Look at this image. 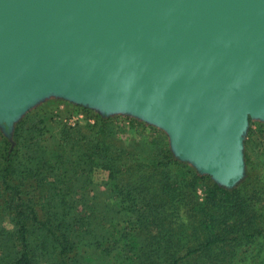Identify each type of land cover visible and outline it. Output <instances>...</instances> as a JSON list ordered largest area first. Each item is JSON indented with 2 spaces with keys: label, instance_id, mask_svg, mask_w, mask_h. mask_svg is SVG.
I'll use <instances>...</instances> for the list:
<instances>
[{
  "label": "water",
  "instance_id": "1",
  "mask_svg": "<svg viewBox=\"0 0 264 264\" xmlns=\"http://www.w3.org/2000/svg\"><path fill=\"white\" fill-rule=\"evenodd\" d=\"M55 95L159 127L231 188L264 120V0H0V125Z\"/></svg>",
  "mask_w": 264,
  "mask_h": 264
},
{
  "label": "trees",
  "instance_id": "2",
  "mask_svg": "<svg viewBox=\"0 0 264 264\" xmlns=\"http://www.w3.org/2000/svg\"><path fill=\"white\" fill-rule=\"evenodd\" d=\"M114 122L115 117L97 115L95 126L88 132L80 126L59 125L63 145L71 149V155L65 157L63 153L54 155L61 143L53 145L51 151L45 143L51 126L40 112L29 111L16 123L12 141L0 131V221L8 215L15 226L14 231L0 228V264H35L29 233L35 234L38 242L52 243L54 264L78 263L81 256L89 260L80 252L81 245L90 247L105 264H140L141 260L142 264H190V257L211 251L221 241L241 242L236 247H242L244 254L250 249L260 251L258 238L264 236V223L249 224L244 220L248 214L243 216L240 205L234 203L238 185L246 182V175L231 189L214 185L213 196L229 210L234 224L220 231L210 220L216 215L210 213L208 221L197 220L201 224L193 226L202 233L191 242L189 225L178 209L192 204L190 193L196 181L209 176L180 161L167 140L161 138L160 129L132 119L129 130L144 134L134 149L147 145L146 151L134 155L132 148L117 145L116 136L125 129ZM94 168L107 171V179L99 186L104 185L109 196L105 207L111 204L109 212L119 214L114 221L104 214L98 220L95 213L82 211L91 206L93 198L84 200L85 196L75 194L85 188L82 182L90 180ZM148 179L151 185L146 184ZM209 199L213 197H206V202ZM196 214L202 218L200 211ZM241 220L246 225L238 229L236 223ZM230 235H234L233 240H227ZM82 236L87 238L84 242ZM230 255L233 261L240 260L236 251ZM202 257L199 264L233 262Z\"/></svg>",
  "mask_w": 264,
  "mask_h": 264
},
{
  "label": "rangeland",
  "instance_id": "3",
  "mask_svg": "<svg viewBox=\"0 0 264 264\" xmlns=\"http://www.w3.org/2000/svg\"><path fill=\"white\" fill-rule=\"evenodd\" d=\"M29 111L40 112L41 115L44 114L47 116V123L51 126V128L50 131L45 134L44 141L50 147V151L52 150L51 148L53 145L61 143L62 146L57 147L54 155H61L63 153L64 157L71 155V149L68 145H63L64 142L62 140L63 137L61 136L59 131V125L64 124L70 127L80 126L83 132H88L95 126L97 115L104 117V115H102L94 107H89L64 97L50 95L43 98L38 103L29 108L13 124L11 131H4V129L0 125L1 133L12 141L16 123ZM108 116L115 117L114 123L118 125L119 128L123 127L122 129H125L119 132L118 137L116 136V142L118 143L117 145H126L128 149L132 148V150H134L132 153L136 156L138 155V153L147 150L146 144L134 149V147H136L135 143L139 144V141L142 140L144 134L139 133L136 129H133L132 131L129 130L132 125V119L147 123L146 121L126 112H118ZM156 128L160 129L159 127ZM160 130L163 133L161 138L164 140V142H166L167 140L169 145L168 135L162 129ZM145 136L147 138H150L149 135L145 134ZM243 157V177L246 175L247 180L244 184L238 185L239 194L234 203L240 205L243 216L248 214V217L244 220L248 221L249 224L252 225L256 221L264 223V120L254 118L249 120V124L243 139ZM73 159L74 157L72 156L71 160ZM180 161L196 169L195 166L192 165L189 161L182 159H180ZM51 162H54L53 159H51ZM58 172L59 171L57 170L56 173ZM199 174L202 176H206V174L203 173ZM106 179V170L94 168L92 169V171H90V180H86L85 183L82 182V185L85 187L83 188L84 190L82 189L76 193L74 192L75 194H79L78 196H85L84 200H91V198H93V200L89 202L91 206H85L82 208V206L84 205L83 200L79 203V208L80 210L82 208V211H86L91 214L95 213V215L98 216V220L101 214L107 215L111 220H113L114 217L117 218V216H119V214L117 213L115 215L112 212H109L111 208H113L111 204L109 205V208L105 207L104 200L109 196L105 192L106 188L104 187V185L99 186V184L103 183ZM146 184L151 185V181H149L148 179L146 181ZM215 184L218 186H223L215 182L210 176L208 178L206 177L204 179H198L193 187V190L190 193L192 204H187L186 207L181 206L178 209V212L184 215L189 225L188 237L190 238L191 242L195 241L194 239H198L199 235L202 233L196 228L194 231L193 226L199 227V224L201 223L197 222V220L200 221L205 219V221H208V214L210 213L216 215V217H211L210 220L216 222L217 225L215 226V228L220 231L224 226H231L232 224H234V219L229 214V210H226L222 205L218 204L219 199L213 196V194L215 193L213 191L215 188ZM101 190H103L102 193H100ZM96 197L98 201L95 199ZM206 197H213V199H209V201L206 202ZM72 200H74V194L72 195ZM104 210L107 211V214L103 213ZM196 211H200V213L202 214V218L198 217ZM242 221L243 220L236 223L238 229H241V225H246L242 224ZM0 228L3 230L14 231L15 226L8 215L3 216L2 220L0 221ZM85 236L88 237V235ZM233 236L234 235L228 236L227 240H233ZM86 237L82 238L83 242L87 239ZM34 238L35 234L32 235V233H29L28 241L31 248H33L35 264H54L52 260L56 257V254H54L55 251L52 249V243H50V241L48 243L43 240H41V242H38V240ZM77 240H79V236L77 237ZM258 241L260 251L255 253V251L250 249V251L247 250L245 254L242 251V247H236L238 243L241 242L235 241L228 243L226 241H221V243H219L217 247L213 248L211 251H208L201 256H194L192 258L190 257V261H192L190 264H199V258L202 256L207 259H210L208 257L216 256L217 259L221 261H223L224 259L233 261L230 255L233 251H236V257L240 259L241 262H239L240 260L235 259L232 264H264V236L258 238ZM43 242H45L44 245L42 244ZM35 244H37V246L34 247ZM80 252L83 253L84 256H88L89 260H86L81 256V260L78 263H71L70 261H68L67 264H105L99 260V255L91 250L90 247H86V245H81ZM89 253L92 254L91 258H89ZM243 257H246V262L242 261ZM140 264H142V260Z\"/></svg>",
  "mask_w": 264,
  "mask_h": 264
}]
</instances>
